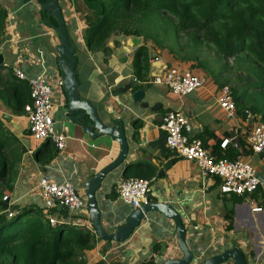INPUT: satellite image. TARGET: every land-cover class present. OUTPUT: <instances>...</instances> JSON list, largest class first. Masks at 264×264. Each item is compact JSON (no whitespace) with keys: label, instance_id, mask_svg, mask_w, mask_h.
<instances>
[{"label":"crops","instance_id":"obj_1","mask_svg":"<svg viewBox=\"0 0 264 264\" xmlns=\"http://www.w3.org/2000/svg\"><path fill=\"white\" fill-rule=\"evenodd\" d=\"M58 2L69 41L75 48L80 97L96 108L104 124L110 125L119 118L129 145L125 166L107 175L96 193L102 226L106 229L121 225L133 210L117 198L115 189L119 183L131 178L150 180L151 193L147 204L166 203L180 213L186 228V242L194 251V262L204 261L236 247L242 251L246 264H264V153H246L247 127L243 123V116L237 112L233 119H226L216 104L219 86L214 80L209 79L203 70L194 69L192 62H179L173 58H170L174 61L171 63L161 57L164 62L207 78L205 88L177 97L164 86L144 84L141 89L146 96L142 103H148V107L143 109L140 104H133L130 91H123L132 81L133 91L134 84H141L133 72L135 51L129 49L128 45L132 40L120 45L118 38L115 40L117 45L113 47L107 43L111 49L108 55L91 52L84 41L87 24L84 27L83 22L79 21L70 0ZM40 4L38 0H0V8L7 12L4 40L0 48L3 58L0 75L8 79V72L14 75L15 70L28 78L44 74L54 89L51 116L56 131L66 137L65 148L56 151L48 141L33 140L25 112L20 116L9 115L0 98V133L10 131L17 144L22 146L21 150L18 149L20 160L15 162L10 175L12 192L3 200L12 209L16 206L44 209L37 188L39 180L48 178L55 183H70L82 195L84 209L72 214L67 212L63 220L56 214H52L51 218L61 219V224L74 228L83 225L93 233L84 183L117 157L119 146L106 136L92 140L79 127L62 122L66 96L59 85L62 83L56 51L59 39L43 23ZM124 57L127 58L126 62L120 63L119 60ZM112 59L115 61L111 70L104 73L98 64L107 65ZM150 72L151 60L147 79ZM23 93L29 99L27 86ZM168 111L182 112L188 120V135L202 140L210 152L215 143L222 150L228 146L237 150V159L248 161L255 168L262 185L259 190L252 196L223 195L219 179L202 177L194 162L177 158L167 149L165 139L160 144L162 118ZM225 140L228 143L223 148L221 144ZM31 141L34 148L30 146ZM49 150H54L55 156L45 161ZM38 151L39 161L35 157ZM3 205L2 209L6 210ZM255 207H262L263 211L254 212ZM45 217L49 218L47 215ZM229 226L230 230L227 229ZM95 238L94 248L85 252V264H147L158 257L160 260L182 257L174 223L159 213H148L124 244H113L108 249L103 241ZM225 264L233 262L229 260Z\"/></svg>","mask_w":264,"mask_h":264},{"label":"trees","instance_id":"obj_2","mask_svg":"<svg viewBox=\"0 0 264 264\" xmlns=\"http://www.w3.org/2000/svg\"><path fill=\"white\" fill-rule=\"evenodd\" d=\"M73 6L76 12L80 13L82 7L87 13L84 41L91 52L110 54L107 42L111 36L120 33L123 37H142L145 41L156 43L170 55L178 53V60L182 62L193 61L191 55L179 57L181 52L194 54L204 47L211 49L222 60L250 61L253 67L245 73L242 94L231 91L236 113L244 119L245 111H250L264 124V0H76ZM130 13L139 18L142 27L128 29L119 24V20ZM6 17L7 12L0 8V48ZM52 23L55 24L54 20ZM159 36L178 39V50L173 45L161 47ZM194 59L197 61L198 57ZM132 66L136 80L142 84L134 85L136 91L147 80L149 70L144 46L135 50ZM8 74V79L0 75V98L9 115L20 116L29 103L23 93L27 84L18 80L12 72ZM17 143L10 131L0 133V231L14 228L10 236L0 238V264H85V252L92 250L96 244L94 233L85 227L63 225L61 219H55V227L44 224L46 215L51 217L56 214L65 219L66 210L57 207L44 210L34 206H16L11 211L2 209L3 199H7L12 192L10 175L21 156L18 149L21 150L22 146ZM204 147L207 148L205 144ZM39 153H35L38 161ZM48 153L45 161L55 156L54 150ZM246 153L251 151L246 150ZM211 154L216 159L229 161L239 156L234 148L228 146L222 150L218 143L212 147ZM9 213L13 214L11 218ZM147 264H152V260Z\"/></svg>","mask_w":264,"mask_h":264},{"label":"built area","instance_id":"obj_3","mask_svg":"<svg viewBox=\"0 0 264 264\" xmlns=\"http://www.w3.org/2000/svg\"><path fill=\"white\" fill-rule=\"evenodd\" d=\"M14 75L17 79L26 82L29 89L30 101L24 107V112L27 116L31 138L36 142L48 141L54 149L62 151L65 148L66 137L56 131L55 122L51 116L53 87L47 82L44 74L28 78L24 73L15 70ZM144 84L164 86L173 95L184 97L204 89L207 85V78L164 62L154 55L151 59L149 79ZM59 85L62 86V83L60 82ZM215 100L226 119H233L236 116V105L230 87H219ZM243 123L249 128L244 127L247 131V149L256 155L263 154L264 124L250 111H245ZM187 126L188 120L180 111H168L163 116L160 129L166 133L165 145L170 152L176 153L177 158L194 162L202 177L219 179V188L223 195L252 196L259 190L262 185L250 162L242 159L233 161L216 159L204 147L201 140L188 135ZM227 143L228 140H225L221 147L224 148ZM37 188L41 201L44 203V210L60 206L72 214L82 211L85 207L84 199L70 183H55L48 178H41ZM115 193L120 201L132 209L140 208L147 204L151 193V181L137 178L127 179L117 185ZM253 211L262 212L263 209L255 207ZM12 216V213L8 214V217ZM47 220L49 226L55 227L57 221L54 218L49 217ZM158 260H160L159 257L154 262L152 261V264H159Z\"/></svg>","mask_w":264,"mask_h":264},{"label":"water","instance_id":"obj_4","mask_svg":"<svg viewBox=\"0 0 264 264\" xmlns=\"http://www.w3.org/2000/svg\"><path fill=\"white\" fill-rule=\"evenodd\" d=\"M40 11L43 17V23L52 29L59 39V44L56 47L58 54L57 64L61 71L62 87L66 96L62 122L79 127L82 132L92 140L106 136L119 146L117 157L101 170L93 174V176L84 183L89 221L95 236L100 241H103L108 249H110L113 244H124L130 239L135 230L139 228L141 222L148 213H159L174 223L177 245L182 253L180 259L158 260V262H160L159 264H225L229 260L232 261L233 264H246L242 251L236 247L227 249L204 261L198 263L194 262L196 260L194 251L189 248L186 242V228L184 227L182 217L173 206L166 203L161 202L142 205L140 208L133 209L121 225L107 227L106 229L102 226L101 211L96 201V193L107 175L125 166L127 163L129 145L125 128L119 118L113 120L110 125L104 124L96 108H94L89 101L81 99L79 93L80 84L77 80L75 68L77 61L75 57V48L69 41L62 9L58 0H43L40 4ZM52 20H54L55 24L52 23ZM138 43V39H132L134 48ZM126 60L127 58L124 57L120 59L119 62L124 64ZM2 61V53H0V67ZM132 87L133 81L127 85L123 91H130L132 103L135 105L140 104L143 109H146L148 103H142L146 96V92L143 89L133 91L131 89ZM165 136L166 133L162 131L160 144L162 140L164 143ZM173 154L177 157L176 153ZM3 208L10 211L13 210L12 207H9L5 203ZM57 208L62 209L60 206Z\"/></svg>","mask_w":264,"mask_h":264},{"label":"rangeland","instance_id":"obj_5","mask_svg":"<svg viewBox=\"0 0 264 264\" xmlns=\"http://www.w3.org/2000/svg\"><path fill=\"white\" fill-rule=\"evenodd\" d=\"M69 1V0H68ZM76 0H70V5L71 7L73 6V3ZM104 1H109V0H104ZM73 8V7H72ZM81 11L76 12L75 14L78 16L79 21L83 22L82 25L84 27H86V11L84 10V8L81 7ZM75 10V8H74ZM76 11V10H75ZM85 22V23H84ZM119 24L124 27V28H128V29H134V28H140L142 27L140 25L139 22V18L133 14L130 13L129 16H127L124 19L119 20ZM146 30V29H144ZM160 35V34H158ZM119 38V39H118ZM118 39L120 45H122L121 43H125L127 40H132V39H138L139 43L137 44L136 48H134V46L132 45V42L128 43L129 45V49H132V51H135L137 48H139L140 46H144L147 50V54H148V59L151 60L150 58L154 55H157L159 58H164L166 61H171L174 62L173 60H171L170 58H173L174 60H178V53L175 55H170L167 52L161 50V48L156 44V43H152L151 41H145L144 38L140 37V38H133V37H123L120 33L119 34H115L113 36L110 37V41L107 42L111 47H113V45H115V40ZM159 42L161 41L160 45L161 47H167L173 45L177 50L178 47L176 42L178 43V39L175 41L174 38H172V36H168L167 38H164L162 36H159L158 38ZM121 41V42H120ZM122 50V49H120ZM132 53V52H131ZM133 54V53H132ZM131 54V55H132ZM187 55H191L190 58L192 59V63L194 64V69H200L203 70L204 73L206 74V76L209 79L214 80L215 84L219 87L221 86H228L230 87V89H232L235 93H237L238 95L242 94V88L244 85V81H245V73H248L249 71H251L252 69V65L250 61H247L245 59H231V60H222L220 59L211 49L209 48H202L201 50H196L194 52V54H190L188 53H180L179 57H186ZM196 56L198 57L197 61H194V57L196 58ZM161 58V59H162ZM170 59V60H169ZM115 60L112 59L111 62H108L107 65H102L101 63L98 64V66H100V68H102V70L104 71V73H107L111 70V65L113 64ZM179 61V60H178ZM182 62V61H179ZM186 62V61H184ZM198 63L200 64L199 66ZM54 91V89H53ZM246 107H248L246 105ZM30 146L31 148H34L35 145L34 143L31 141L30 142ZM80 196L82 197V195L80 194ZM44 224L46 226H48V220L47 218H45L44 220ZM14 228L13 227H9V228H5L4 230L0 231V238L5 237V236H10L9 234H11L13 232ZM95 235V234H93Z\"/></svg>","mask_w":264,"mask_h":264}]
</instances>
